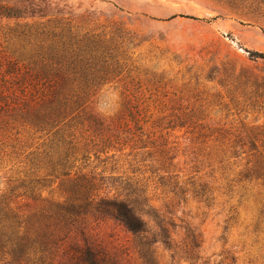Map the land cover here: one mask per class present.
I'll return each instance as SVG.
<instances>
[{
    "label": "rangeland",
    "instance_id": "rangeland-1",
    "mask_svg": "<svg viewBox=\"0 0 264 264\" xmlns=\"http://www.w3.org/2000/svg\"><path fill=\"white\" fill-rule=\"evenodd\" d=\"M0 5L22 12L0 19V51L26 58L28 42L46 31L100 40L110 48L115 71L99 84L88 80L99 88L95 111L115 118L123 102H147L151 119L143 135L120 152L118 145L110 149L93 165L99 166L96 172L146 185L150 204L173 224L166 225L167 247L108 217L76 218L61 250L45 264H75L70 258L84 241L101 264H264V186L238 185L245 161L230 158L234 152H264V60L256 57L264 54V0H0ZM188 111L198 114L197 128L157 126ZM7 176L1 169L0 193L8 189ZM160 177L178 184L182 195L160 187ZM201 189L207 201L196 196Z\"/></svg>",
    "mask_w": 264,
    "mask_h": 264
},
{
    "label": "trees",
    "instance_id": "trees-1",
    "mask_svg": "<svg viewBox=\"0 0 264 264\" xmlns=\"http://www.w3.org/2000/svg\"><path fill=\"white\" fill-rule=\"evenodd\" d=\"M21 14L0 5V19ZM40 37L28 42L26 58L0 51V170L9 172L8 189L0 193V264H45L65 244L74 220L87 216L108 217L129 233L150 235L151 243L168 247L166 225L173 224L150 204L147 186L125 175L96 172L99 166L93 165L110 149L118 145L120 152L143 135L151 119L149 105L123 102L115 118L104 117L93 101L99 88L88 80L99 84L115 71L118 63L110 48L100 40L49 31ZM256 57L264 60V54ZM193 113L157 126L197 128L200 118ZM230 158L245 161L238 185L261 181L264 186V152H234ZM159 181L168 193L182 195L178 184ZM205 194L201 189L196 196L207 201ZM260 217L264 223V203ZM73 259L75 264H101L87 241L69 262Z\"/></svg>",
    "mask_w": 264,
    "mask_h": 264
}]
</instances>
